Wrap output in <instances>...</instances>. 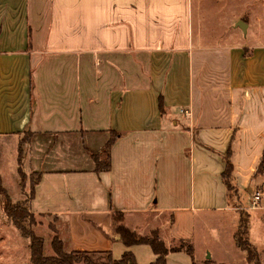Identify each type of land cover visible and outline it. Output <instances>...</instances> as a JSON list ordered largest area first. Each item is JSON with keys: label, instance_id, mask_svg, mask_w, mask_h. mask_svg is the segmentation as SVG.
Instances as JSON below:
<instances>
[{"label": "crops", "instance_id": "0c3cea01", "mask_svg": "<svg viewBox=\"0 0 264 264\" xmlns=\"http://www.w3.org/2000/svg\"><path fill=\"white\" fill-rule=\"evenodd\" d=\"M188 2L0 0V137L32 134L22 155L24 171L40 174L30 208L55 219L68 252L155 262L149 245L117 237L119 212L141 235L192 243L198 264H234L236 253L250 264L235 233L242 213L264 215V43L205 44ZM113 132L111 166L97 171L93 155ZM208 213L229 215L217 235L226 256L197 251V216ZM185 256L192 264L183 250L167 264Z\"/></svg>", "mask_w": 264, "mask_h": 264}, {"label": "rangeland", "instance_id": "374dc122", "mask_svg": "<svg viewBox=\"0 0 264 264\" xmlns=\"http://www.w3.org/2000/svg\"><path fill=\"white\" fill-rule=\"evenodd\" d=\"M188 6L196 36L201 37L202 35V41L205 44L219 45L222 42H229L232 45H247L248 47V45L264 43V0H189ZM188 6L185 4L181 7L187 12ZM239 21L247 24L246 31H243L238 25ZM248 50L249 48H246V52ZM28 138L29 131L17 138L0 137V176L2 186L12 203L19 202L24 205L33 218L34 222L28 219L26 226L33 230L36 235L44 238V252L45 255L50 256L54 255L51 247L54 232L50 227H57L55 219L51 216L38 214L30 208L33 185L39 173H27L18 170L17 145L19 147L20 142ZM4 202L5 195L0 193V264H32L30 239L23 236L6 215ZM259 213L253 212L246 237L258 253V260H261L260 254L264 249V215L260 216ZM206 217L207 223L202 222L203 217L197 216L195 242L198 253L201 254L204 249H208L207 247H211L215 251L217 248H222V255L226 256L225 244L219 240V237L225 235L229 229V215L208 213ZM218 233L219 237L217 238ZM169 247H183V251L186 249L182 241H175ZM208 254L207 251L206 256ZM93 257L99 262L109 263L106 254L94 255ZM185 258L189 260L187 256L175 258L174 264L177 260H179V264H185ZM233 259L234 264H242L238 253L233 254ZM143 260H145L144 262L148 261V259ZM244 261L245 264H248L246 259Z\"/></svg>", "mask_w": 264, "mask_h": 264}, {"label": "trees", "instance_id": "16d2710c", "mask_svg": "<svg viewBox=\"0 0 264 264\" xmlns=\"http://www.w3.org/2000/svg\"><path fill=\"white\" fill-rule=\"evenodd\" d=\"M161 108H163V102L161 99ZM32 134L29 132V138L25 141L20 142L19 146V157H18V170L21 172L23 169L22 155L24 145L31 139ZM118 134L112 133L111 139L100 152L93 155L96 162V170L103 171L109 170L110 163V149L115 142ZM232 150L229 149L225 154L226 168L222 173L223 180L228 189L229 198L234 195V164L231 159ZM264 168V154L261 165L258 171ZM23 169V170H22ZM40 180V174L33 185V195L35 191V184ZM0 193L5 195L4 211L6 215L13 221L17 228L21 231L22 235L30 239V250H31V262L32 264H139L133 252H125L120 259H114L111 253H107L109 263L99 262L93 259L94 255H101L100 253L87 252V251H66L64 241L60 238L57 227L51 226V230L54 232V237L51 242V247L54 255L47 256L44 252L45 240L43 237L36 235L33 230H30L26 226V221L33 218L28 213L26 207L21 203H12L10 198L7 196L4 187L2 186V178L0 176ZM115 221V232L117 237L127 246L147 244L153 252L158 256L157 260L150 264H167V255L171 252H179L183 250V247H169L165 241L161 238L158 230L152 231L149 235H141L136 231L130 230L124 224V214L114 212L113 214ZM249 228V215L242 213L239 220V227L235 233V239L237 245L244 251L247 252L248 261L250 264H261L258 260V253L252 246L250 240L246 237ZM185 244V251L192 257V264H198L194 258V247L192 243L188 241H182ZM209 264V263H207Z\"/></svg>", "mask_w": 264, "mask_h": 264}, {"label": "water", "instance_id": "95a60500", "mask_svg": "<svg viewBox=\"0 0 264 264\" xmlns=\"http://www.w3.org/2000/svg\"><path fill=\"white\" fill-rule=\"evenodd\" d=\"M238 25L243 29V31H246L247 24L243 21H239Z\"/></svg>", "mask_w": 264, "mask_h": 264}, {"label": "built area", "instance_id": "2783aa9c", "mask_svg": "<svg viewBox=\"0 0 264 264\" xmlns=\"http://www.w3.org/2000/svg\"><path fill=\"white\" fill-rule=\"evenodd\" d=\"M261 197V193L260 192H257L256 195H255V205L259 202L258 200L260 199Z\"/></svg>", "mask_w": 264, "mask_h": 264}]
</instances>
